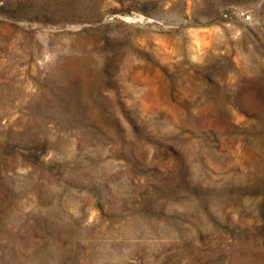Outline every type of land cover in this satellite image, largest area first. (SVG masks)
Here are the masks:
<instances>
[{
	"label": "rangeland",
	"instance_id": "rangeland-1",
	"mask_svg": "<svg viewBox=\"0 0 264 264\" xmlns=\"http://www.w3.org/2000/svg\"><path fill=\"white\" fill-rule=\"evenodd\" d=\"M0 264H264V0H0Z\"/></svg>",
	"mask_w": 264,
	"mask_h": 264
}]
</instances>
